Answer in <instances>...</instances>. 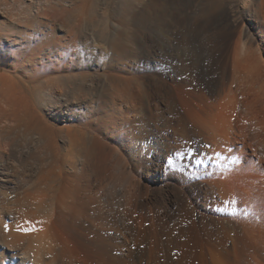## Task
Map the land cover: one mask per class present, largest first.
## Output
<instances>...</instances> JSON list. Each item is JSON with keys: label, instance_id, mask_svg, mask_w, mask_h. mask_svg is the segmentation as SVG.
Listing matches in <instances>:
<instances>
[{"label": "rangeland", "instance_id": "rangeland-1", "mask_svg": "<svg viewBox=\"0 0 264 264\" xmlns=\"http://www.w3.org/2000/svg\"><path fill=\"white\" fill-rule=\"evenodd\" d=\"M72 1L59 19L74 14L83 35L56 32L46 50L60 56L17 61L29 46L0 43L8 107L96 116L91 127L46 117L128 157L146 235L131 264H264V0H89L91 18ZM110 107H128V149L104 139Z\"/></svg>", "mask_w": 264, "mask_h": 264}, {"label": "bare ground", "instance_id": "bare-ground-1", "mask_svg": "<svg viewBox=\"0 0 264 264\" xmlns=\"http://www.w3.org/2000/svg\"><path fill=\"white\" fill-rule=\"evenodd\" d=\"M62 1L74 5L72 0ZM88 1L81 0L80 13L91 18L95 11ZM60 2L0 0V43L29 46L15 52V60L29 63L60 56L46 50L60 41L56 32L83 35L82 24L71 12L67 25H62L59 18L69 10ZM260 7L264 8L263 1ZM26 34L38 36V43L32 44L34 40ZM22 35H26L24 43L19 42ZM91 35L96 40L95 33ZM66 54L69 62L82 57L77 52ZM8 55L0 53V60H8ZM9 82V76H0V264H71L76 252L82 255V264H131L136 253L143 252L146 235L140 182L128 171V157L88 132L56 128L46 117L91 127L96 120L91 110L8 107L13 85ZM123 108L124 113L121 107L109 108L106 118L113 125L102 130L104 139L112 138L128 149V138L122 137L128 130V107ZM115 115L122 116L117 124ZM98 129L95 124L94 132ZM81 223L85 237L77 231Z\"/></svg>", "mask_w": 264, "mask_h": 264}, {"label": "snow or ice", "instance_id": "snow-or-ice-1", "mask_svg": "<svg viewBox=\"0 0 264 264\" xmlns=\"http://www.w3.org/2000/svg\"><path fill=\"white\" fill-rule=\"evenodd\" d=\"M169 163H171V161H169ZM7 228H8V225H7V224H5V230H7Z\"/></svg>", "mask_w": 264, "mask_h": 264}]
</instances>
